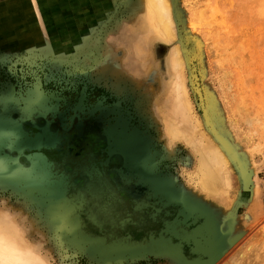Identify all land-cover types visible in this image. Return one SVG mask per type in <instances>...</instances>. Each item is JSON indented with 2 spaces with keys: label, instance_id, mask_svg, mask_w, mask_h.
I'll return each instance as SVG.
<instances>
[{
  "label": "rangeland",
  "instance_id": "374dc122",
  "mask_svg": "<svg viewBox=\"0 0 264 264\" xmlns=\"http://www.w3.org/2000/svg\"><path fill=\"white\" fill-rule=\"evenodd\" d=\"M0 15V228L16 245L39 264H178L161 244L185 246L205 207L222 264H264V0H0Z\"/></svg>",
  "mask_w": 264,
  "mask_h": 264
},
{
  "label": "bare ground",
  "instance_id": "6f19581e",
  "mask_svg": "<svg viewBox=\"0 0 264 264\" xmlns=\"http://www.w3.org/2000/svg\"><path fill=\"white\" fill-rule=\"evenodd\" d=\"M161 2H163V0H161ZM1 10L3 11V9H1ZM138 11H140V10H138ZM141 11H142V12H140L141 16L144 15V17L146 18L147 21H151V19H152V22H151L152 32L157 33L155 21L158 23H163V21L161 20L160 9L159 8L157 9L154 7L153 8L152 7L151 8L150 7H147V8L143 7V10H141ZM155 15H156V19L153 18V16H155ZM149 16H151V18ZM144 23L145 22H143V24H142V21L140 20L138 22V25H135L133 27V28H135L134 29L135 33H142V35H144L145 34L144 32H147L148 28L150 29V26H146ZM3 29H4V27L2 28L1 32L3 31ZM144 36L146 37V35H144ZM144 45H145L144 43H141V45L135 44L133 46V54L136 57H142L145 54H147L146 56L151 55L149 49L146 50ZM126 71H128V70H126ZM123 73L125 74L126 72L123 71ZM159 98H158V96H156V99H155V102H156L155 104H156L158 110H160L161 106H162L161 105V99H159ZM205 165H206L205 161L201 162L200 171L204 170ZM0 167H1V172L6 174L5 175V174H2L0 172L1 176L8 177L12 174L13 168H11L6 163H3L2 161H0ZM241 172H242L241 177H243L242 183L244 184L245 187H248V185L250 184V179H249L250 176H248L247 173L245 172V170H243V169ZM210 181L212 182L211 177H209V175H205L201 181V184L208 190V188H212V187H210V184H209ZM40 187H43V186H40ZM195 198H197V199H195ZM195 198H193V200H195V202L199 201V199H200L199 196H197ZM244 208H245V212H244V215L242 216L241 219H239L235 222H233V221H227L226 222L227 231H229V233L231 232V234L233 236L239 235L241 232V229H243L246 225H250L251 221L255 219L254 212L259 208V198L257 197L256 194L252 195L251 199L245 203ZM189 213L190 214L187 215V218L190 217L191 221L193 223H198V224H197V226H194V228L191 230V232H189L185 236V238L181 237L180 235H177V237L183 242L182 244H185V246L184 245L178 246V245H173V244H171L169 246L165 242H163L161 245L166 246V248H164V247L163 248L166 249L167 252L171 253V257L173 259H175L176 263H178V264H222L224 257L221 260V258H222L221 253L222 252L219 251L220 247H218V243L215 240V239H217V236H218L217 235L218 229L214 226V222H215L214 218L210 215L209 211L205 207H202L201 211L199 213L197 211L192 212V210H189ZM21 218H20V220H21ZM9 220H11V218ZM9 224H11V223H9ZM12 224L14 225V223H12ZM12 224L6 228H2V229L0 228V264H39V262H36V260L30 255L29 252L20 248V246L16 245L17 243L15 244L13 238L16 235L13 232H15V231L18 232V230L17 229H14L15 231L12 230L16 226L15 225L13 227ZM0 225L2 226V224H0ZM11 226H12V228H11ZM27 226H29V225H27ZM73 236L76 237V235H73ZM106 240H107V238H106ZM109 240L110 241L108 243H106V245H107V247L110 248V252L113 255L121 256L125 252L130 250V247L128 245L122 244L120 239H118L116 237H109ZM22 241H24V240L22 239ZM186 246L189 247L188 250L186 249L187 248ZM219 257H220V259L217 260ZM240 259H242L239 261V262H241L240 264H253L255 262L254 259L248 260L247 257L240 258Z\"/></svg>",
  "mask_w": 264,
  "mask_h": 264
}]
</instances>
